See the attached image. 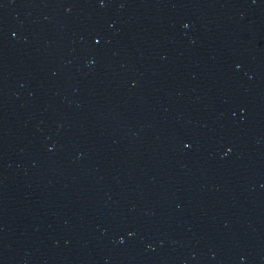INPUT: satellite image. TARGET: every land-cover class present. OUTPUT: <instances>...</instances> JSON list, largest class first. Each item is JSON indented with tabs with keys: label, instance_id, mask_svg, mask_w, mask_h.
<instances>
[{
	"label": "water",
	"instance_id": "1",
	"mask_svg": "<svg viewBox=\"0 0 264 264\" xmlns=\"http://www.w3.org/2000/svg\"><path fill=\"white\" fill-rule=\"evenodd\" d=\"M0 264H264V0H0Z\"/></svg>",
	"mask_w": 264,
	"mask_h": 264
}]
</instances>
